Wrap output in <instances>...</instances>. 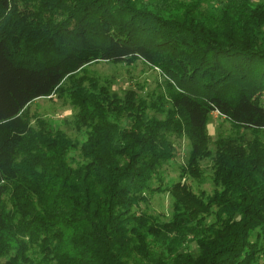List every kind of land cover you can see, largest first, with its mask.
Returning <instances> with one entry per match:
<instances>
[{"label":"trees","instance_id":"obj_1","mask_svg":"<svg viewBox=\"0 0 264 264\" xmlns=\"http://www.w3.org/2000/svg\"><path fill=\"white\" fill-rule=\"evenodd\" d=\"M138 60L164 93L77 76ZM262 91L264 0H0V264H264ZM64 94L79 144L27 113ZM212 112L232 129L214 141ZM206 158L208 194L191 184Z\"/></svg>","mask_w":264,"mask_h":264},{"label":"rangeland","instance_id":"obj_2","mask_svg":"<svg viewBox=\"0 0 264 264\" xmlns=\"http://www.w3.org/2000/svg\"><path fill=\"white\" fill-rule=\"evenodd\" d=\"M86 75L94 78L100 85L108 88L109 92L122 97L127 89H135L140 96L151 99L159 93H164V79L158 69H154L144 62L138 60L131 65L114 64L98 61L85 66L77 76ZM264 101V91L261 92ZM27 113L33 119L38 117L44 119L50 129H61L78 144L84 140V135L75 129L74 121L76 109L69 102V97L64 94L61 97L53 95L50 98L36 99L27 107ZM208 134L212 141L219 135L232 133L230 124L218 112H212L207 125ZM177 149L173 161L163 167L164 181L177 180L179 170L187 161L190 152V143L185 138L174 141ZM212 148V144L210 145ZM69 155L78 160L77 149L70 151ZM211 161L209 158L201 162L203 170V181L191 180L192 189L196 192L204 191L210 193L213 189L211 182ZM170 178V179H169ZM171 198L167 192H157L149 196L148 210L153 213L168 214ZM264 260V257H263Z\"/></svg>","mask_w":264,"mask_h":264}]
</instances>
